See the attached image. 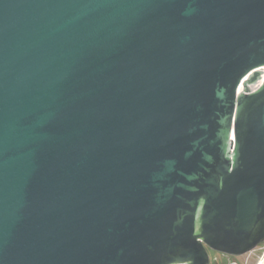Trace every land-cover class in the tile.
Returning a JSON list of instances; mask_svg holds the SVG:
<instances>
[{
	"label": "water",
	"instance_id": "1",
	"mask_svg": "<svg viewBox=\"0 0 264 264\" xmlns=\"http://www.w3.org/2000/svg\"><path fill=\"white\" fill-rule=\"evenodd\" d=\"M261 66L264 0H0V264L264 247Z\"/></svg>",
	"mask_w": 264,
	"mask_h": 264
},
{
	"label": "rangeland",
	"instance_id": "2",
	"mask_svg": "<svg viewBox=\"0 0 264 264\" xmlns=\"http://www.w3.org/2000/svg\"><path fill=\"white\" fill-rule=\"evenodd\" d=\"M261 68V67H260ZM259 68V69H260ZM262 73L261 75L263 76L264 75V66L262 68ZM264 247L263 245L259 246L257 249L245 254V255H242L240 257V262L242 264H258L261 256L264 254ZM214 256H216L215 254H211V258L213 259Z\"/></svg>",
	"mask_w": 264,
	"mask_h": 264
},
{
	"label": "flooded vegetation",
	"instance_id": "3",
	"mask_svg": "<svg viewBox=\"0 0 264 264\" xmlns=\"http://www.w3.org/2000/svg\"><path fill=\"white\" fill-rule=\"evenodd\" d=\"M210 258L211 254H215L214 258H211V264H242L240 262L241 256H232L223 253H219L213 250H209Z\"/></svg>",
	"mask_w": 264,
	"mask_h": 264
},
{
	"label": "bare ground",
	"instance_id": "4",
	"mask_svg": "<svg viewBox=\"0 0 264 264\" xmlns=\"http://www.w3.org/2000/svg\"><path fill=\"white\" fill-rule=\"evenodd\" d=\"M263 66H261L260 70H263L262 69ZM263 79H264V75L261 77V79H259L260 81H258V83H256L254 86H253V89H257L259 87V85H261V83L263 82ZM243 86L241 85L240 89L242 88ZM264 251V250H263ZM264 259V254L261 256L258 264H261V262L263 261Z\"/></svg>",
	"mask_w": 264,
	"mask_h": 264
}]
</instances>
